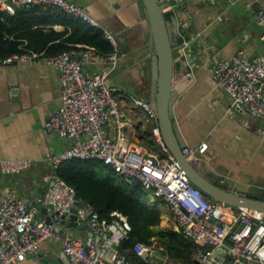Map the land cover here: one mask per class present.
<instances>
[{
  "label": "crops",
  "instance_id": "obj_1",
  "mask_svg": "<svg viewBox=\"0 0 264 264\" xmlns=\"http://www.w3.org/2000/svg\"><path fill=\"white\" fill-rule=\"evenodd\" d=\"M72 1L80 4L116 39L118 55L109 69L108 80L118 89L126 136L142 153L164 156L151 133V126H158L157 118L144 120L136 103L137 99L148 101L151 91L149 28L141 0ZM183 1L184 9L181 5L173 9L175 1L163 11L170 29L175 28L173 22L177 20L178 35L172 34L173 44L182 41L186 46L185 52L175 49L173 53L176 82L180 85L192 74V82L172 105V120L186 145L193 147L200 141L207 142L195 165L204 176L214 179L217 174H222L228 179L220 181L223 187H229L232 182V188L245 190L252 197L264 198V121L233 107L227 93L212 79L207 60L210 54L229 57L238 48H244L248 56L264 53V42L260 39L264 23L255 16L256 6L263 0ZM18 8L19 12L14 15V31L9 36L18 35L24 44L26 33L36 45L43 44L40 50H24L52 54L45 49L51 43L61 41L78 26L74 19L54 15L57 11L64 12L55 7L15 6V10ZM7 13L0 11V19H4L3 15ZM190 41L193 44L187 46ZM75 44L86 45L83 42ZM81 65L87 72L101 66L93 56L81 58ZM60 103L61 90L55 67L0 60V159L25 158L30 161L26 168L18 171L4 173L0 169V194L30 201L37 197L38 189L48 184L43 176L51 169L52 156L70 143L68 137L57 135L43 124ZM105 130L112 138L117 137L110 123H106ZM147 203L161 208L160 221L167 218L166 203L152 190ZM76 213L77 221L87 222V214L81 207ZM45 215L43 212L36 218L45 219ZM62 229L84 238L82 227L63 226ZM90 239L94 242V235ZM152 243L155 248L147 255V261L137 256L133 261L138 264H187L173 258L167 251L162 253L160 246ZM124 249L128 252L127 247ZM60 253L63 251L59 243L45 237L40 240L35 254H27L16 264H40L38 255ZM192 256L195 258L194 251Z\"/></svg>",
  "mask_w": 264,
  "mask_h": 264
},
{
  "label": "built area",
  "instance_id": "obj_2",
  "mask_svg": "<svg viewBox=\"0 0 264 264\" xmlns=\"http://www.w3.org/2000/svg\"><path fill=\"white\" fill-rule=\"evenodd\" d=\"M55 7L100 27L111 45V50L100 54L91 45L75 44L52 54L22 50L1 57V62L19 60L31 64L55 67L61 90L60 105L45 119L44 127L70 143L51 158V169L43 176L50 183L44 193L52 203L54 213L50 221L34 216L30 201L8 194H0V264H16L27 254H35L41 239L51 237L71 259L69 264H138L121 246L130 230L125 215L112 210L110 218L98 213L75 194L74 188L55 174L63 160L74 157L96 159L111 167L125 179H134L151 189L167 205L177 227L185 237L195 242L194 255L201 264H264V213L242 205L210 201L195 186L165 145L158 126H151L154 141L164 153L162 157L142 153L134 148L124 131L125 119L117 87L108 80V73L118 55L116 39L111 31L101 27L87 11L72 0H0V11L13 14L15 6ZM256 19L264 23V0L257 4ZM264 42V29L260 33ZM95 57L100 68L87 72L81 58ZM212 79L231 99L234 108L264 121V53L248 56L238 48L229 57L210 54L207 57ZM144 120L156 118L148 101L137 99ZM110 123L117 137L106 132ZM207 147L206 141L196 146L185 145L181 152L188 163L195 166L197 158ZM25 158H1L4 173L26 168ZM73 202L83 203L89 210L87 219L92 235L98 242L87 243L67 229H57L61 214ZM208 248L205 249L204 247ZM223 248L215 254L216 248ZM155 244L137 240L132 245L134 254L147 261ZM29 264H34L29 263Z\"/></svg>",
  "mask_w": 264,
  "mask_h": 264
},
{
  "label": "trees",
  "instance_id": "obj_3",
  "mask_svg": "<svg viewBox=\"0 0 264 264\" xmlns=\"http://www.w3.org/2000/svg\"><path fill=\"white\" fill-rule=\"evenodd\" d=\"M19 10L16 9L13 14H4V19H0V58L21 52L24 48L40 50L43 47V44L36 45L26 33L24 35L27 41L24 44L18 39V35L9 36L14 31V15ZM53 14L63 19H74L78 26L61 41L51 43L45 49L47 53L70 49L75 42L91 45L100 54L111 50V45L100 27L89 25L64 12L57 11ZM55 174L72 186L75 194L89 203L99 217L110 218L112 210L125 215L130 230L121 246L128 248L127 253L132 260L136 259L132 245L135 241L141 240L156 243L162 253L167 251L170 256L181 259L184 263L201 264L192 256L195 242L185 237L179 228L165 229L158 226L161 209L147 203L151 189L143 187L134 179L123 178L111 167L96 159L74 157L63 160L55 168Z\"/></svg>",
  "mask_w": 264,
  "mask_h": 264
},
{
  "label": "water",
  "instance_id": "obj_4",
  "mask_svg": "<svg viewBox=\"0 0 264 264\" xmlns=\"http://www.w3.org/2000/svg\"><path fill=\"white\" fill-rule=\"evenodd\" d=\"M177 2L172 5V8H177L181 5L184 9L186 5L183 0H141L144 13L148 21L149 28V45L148 52L151 58L150 64V85L151 91L149 98L150 106L156 112L158 121V128L165 145L168 147L171 154L175 157L180 167L185 171L189 180L197 186L203 193L209 197L210 201H223L228 204L237 206L242 205L252 209L260 210L264 213V198L252 197L247 194L245 190L239 188H232V182L229 187L220 185V181H228L222 174H217L214 179L204 176L202 171L195 166L191 165L185 159V155L181 152V148L186 145L185 141L179 136L176 125L172 120V105L175 99L183 92V90L192 82V74L188 75L186 80L178 85L175 79L174 71V56L175 49H182L186 51L185 44L181 41L177 45L173 44L172 34L178 35L176 29V22L174 20L175 28L170 29L168 21L164 17L163 11L168 4ZM193 44L192 41L187 43V46ZM38 189L37 197L30 200L34 208V216L37 217L45 212L46 221H50L54 213L52 203L48 197L44 195L47 186ZM40 188V187H39ZM28 200V199H25ZM81 207L87 217L89 210L83 203L73 202L69 210L63 212L60 216L57 229L61 227L79 226L84 230V238L82 240L87 243L91 240V229L87 222L77 221L76 210ZM178 229V227H175ZM95 243L99 240V235H94ZM205 249L208 247L205 246ZM223 248H216L215 254L218 258L222 259L223 255L219 251ZM160 255L159 252H155ZM38 255V254H37ZM40 264H68L71 259L67 254H51V255H38Z\"/></svg>",
  "mask_w": 264,
  "mask_h": 264
},
{
  "label": "rangeland",
  "instance_id": "obj_5",
  "mask_svg": "<svg viewBox=\"0 0 264 264\" xmlns=\"http://www.w3.org/2000/svg\"><path fill=\"white\" fill-rule=\"evenodd\" d=\"M173 53H174V51H173ZM155 194V193H154ZM159 197V196H158ZM160 198V197H159ZM161 199V198H160ZM162 200V199H161ZM163 201V200H162ZM161 209V208H160ZM161 212H162V210H161ZM168 213H169V210H168ZM163 220H161L159 223H158V225H161L163 228H165V229H171V228H175L176 226H177V224H176V221H175V219L171 216V214L169 213L168 215H167V218L165 219V217L164 218H162Z\"/></svg>",
  "mask_w": 264,
  "mask_h": 264
}]
</instances>
